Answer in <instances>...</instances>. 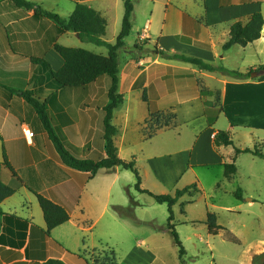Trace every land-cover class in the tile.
Returning <instances> with one entry per match:
<instances>
[{"label": "crops", "instance_id": "crops-1", "mask_svg": "<svg viewBox=\"0 0 264 264\" xmlns=\"http://www.w3.org/2000/svg\"><path fill=\"white\" fill-rule=\"evenodd\" d=\"M27 1L65 19L73 14L76 3L87 4L107 19L106 36L108 34V10L113 0ZM141 1L152 3V9L138 39L148 41L144 49L151 50L142 56L135 55L137 41L130 48L126 45L129 37L125 40L129 51H125V58L120 55L118 88L124 103L115 111L112 121L118 129L115 144L122 160H134L138 166L141 161L145 162L143 173L137 167L142 189L155 194H175L185 185H195L193 182L201 185L194 168L213 164L224 167L232 159L229 152L222 150L224 147H214V137L220 129L209 126L205 112L215 107V97L202 94V90L221 94L223 111L216 126L224 117L225 130L230 133L240 127L254 131L264 128V74L256 71L264 65V26L257 41L246 47L235 45L224 55L220 51L230 38L233 24L246 23L255 13L264 17V0ZM100 2H106L108 8L103 4L97 7ZM197 4L203 8L196 9ZM136 11L137 4H134L133 28ZM152 40H156L154 45ZM189 41L208 44L211 49ZM54 44L90 50L73 32L59 35L53 21L35 16L34 10L18 8L11 0L0 1V162L6 157L23 182L19 191L2 204L5 214L22 221L4 219L0 232V264H43L49 260L85 264V252L93 257L106 254L115 257L113 242L132 240L135 245L129 254H134L139 241L147 242L155 234L153 229L140 233L131 229L143 223L153 227L155 221L151 216L145 219L144 214L137 213V209L145 211L148 204L140 203L133 194L131 188L136 181L131 171L118 167L100 170L89 178L88 173L71 169L62 162L58 144L75 158L98 161L106 157L104 108L109 103L112 79L100 78L86 89H57L50 71H60L64 60ZM235 49L241 61L239 72L253 71L258 73L257 77L235 80L159 54L164 51L167 55H186L216 67L217 59L225 61L228 53ZM91 52L108 54V50L107 54ZM33 58L43 59L49 65L35 63ZM214 82L218 86H213ZM135 89L140 94L136 107L132 106ZM141 93H146L147 101ZM197 102L206 128L194 136L192 145L185 147L176 143L170 148L169 142L162 140L160 150L145 152L144 141H153L163 131L176 126L159 129L147 139L143 128L151 114H174L177 120L179 106H187L191 111ZM194 120L190 118L186 123ZM27 130L32 136L25 134ZM189 173L194 180L189 178L188 183H183ZM3 180L9 184L11 175L5 172ZM37 195L70 214V220L55 228L51 237L45 234L46 221ZM181 200L183 198L177 205ZM249 202L254 205L253 201ZM149 249L141 251L148 254ZM262 251L264 248H259L249 264Z\"/></svg>", "mask_w": 264, "mask_h": 264}, {"label": "rangeland", "instance_id": "rangeland-1", "mask_svg": "<svg viewBox=\"0 0 264 264\" xmlns=\"http://www.w3.org/2000/svg\"><path fill=\"white\" fill-rule=\"evenodd\" d=\"M113 1L112 7L106 2L96 4L97 7L100 4H103L107 8L109 6L108 19L110 26L107 36L104 37L109 43L116 41L122 28L125 12L124 0ZM133 3L137 4L135 28H133L129 38L126 40V45L132 48L137 41L138 46L143 49L134 50V54L142 56L151 49H144L148 41L139 40L138 35L142 31L147 14L152 9V3L141 0L139 3L138 0H134ZM201 8H203L202 5H196V9ZM163 10L162 5V7L160 6L161 15L163 14ZM154 41L152 42L153 45L155 44ZM85 46L89 47V51L107 54L105 47H98L88 43ZM236 50L238 49L229 52L228 58L225 61L217 59L216 63L218 66L216 67L240 71L238 63L241 61L238 58ZM125 51L128 52L129 50L124 47L120 51L122 58H125ZM220 51L221 55L227 53L223 49ZM212 85L218 86L216 82ZM132 95V106L136 107L140 94L135 89ZM143 95L141 93V96ZM199 105V102H197L195 104L196 108L191 111L186 109L189 108L187 106H179L177 108V123L174 122L172 124L176 126L173 129L163 131L158 137H154L153 141H144L145 152L154 151L157 148L160 150L162 140L168 141L170 148L175 147L176 143L185 147L192 145L194 136L206 128L204 117L199 116L201 115ZM190 118H194L195 120L192 123H186ZM169 119L171 118H165V120ZM132 121H134V118ZM164 121L162 120L161 123ZM216 123L212 126L220 129V132H228L225 130L227 121L224 117L220 118L219 125L216 126ZM153 124L154 126L156 125V123ZM149 132H151L150 125L146 129V134H149ZM231 135L234 145L224 147L222 150L226 153L229 152V155L232 157L228 163H232L235 158L238 168V173L235 177L232 180L226 179L224 175L225 168L217 164L194 168L201 185L198 181L193 182L198 188L192 189L191 193L185 195L180 204L174 207V224L186 250V255L183 258L184 264H249V260L255 255V252L259 248H264V244H262L264 241V159L252 154H239L236 156L235 153L236 148H255L257 145L264 151V128L254 131L248 127H240L233 130ZM137 167H140L143 173L146 164L141 161ZM189 178L192 179L190 181L194 180L192 173L187 175L183 183H188ZM133 179L136 181L134 175ZM188 185L194 186V184ZM188 185H185V187H188ZM239 188L243 191L244 199L242 201L237 200L234 195ZM131 190H133V194L140 203L148 204L145 211L137 209L138 215L142 216L144 214L145 219H149L151 216L155 220L153 227L143 223L131 229L139 233L151 232L153 229L155 234L147 242L139 241L136 244L137 250L134 254H129V251L135 245L134 241L113 242L116 245L113 247L116 262L118 264H183L180 259L179 249L167 227L169 217L168 206L166 204L154 203L146 195L140 196L134 186H132ZM195 190L200 191L196 193ZM166 194L174 195V192ZM250 200L254 202V205L250 204ZM208 212L217 215V223L222 227L217 236L209 234L206 224ZM147 247L150 248L148 254L141 251V249L146 250ZM99 256L95 255L93 257L92 254L85 252V264H102L109 258L107 254L106 256Z\"/></svg>", "mask_w": 264, "mask_h": 264}, {"label": "trees", "instance_id": "trees-1", "mask_svg": "<svg viewBox=\"0 0 264 264\" xmlns=\"http://www.w3.org/2000/svg\"><path fill=\"white\" fill-rule=\"evenodd\" d=\"M13 4L18 8H26L35 11V16L43 17L53 21L58 29V34H64L68 32H73L77 37L84 43H91L96 46L105 47L108 50L106 56L93 53L89 50L83 48H71L61 46L59 44H54V49L63 58L64 66L58 72L50 71V75L57 87V89H86L93 83L97 82L100 78L110 77L112 79V84L108 92L109 103L104 108L105 118H104V141H105V152L106 157L102 160L94 161L89 159H80L72 156L63 146L57 145V150L60 154L62 162L69 168L85 172L89 174V178H93L100 170H113L115 168H122L124 170L131 171L136 177L135 189L138 192L147 194L158 204H166L168 206V223L167 227L171 232L175 244L179 249L180 259L184 264V256L186 255V250L179 238L176 231L175 212L174 207L177 205L180 199L185 195L190 194L192 189L196 186H188L184 189L177 190L174 195L167 194H154L148 190H144L141 187L142 179L140 171L137 168V164L134 160L128 162L122 160L118 154V148L115 144V138L118 134V129L113 125V117L116 110H118L124 103V96L118 92L119 88V73H120V51L125 47V40L130 36L133 29L132 26V15L134 12V0H124L125 13L122 22L121 31L116 39L115 43H109L104 40L107 33L108 21L107 19L93 7L84 4L76 3L75 10L73 14L65 19L57 14H52L43 10L40 7H36L33 3L27 0H11ZM264 26V17L261 13H255L246 23L237 22L231 26L230 38L224 44L223 50L227 51L235 45L246 47L250 43H253L261 38L262 30ZM191 42V41H189ZM194 45L210 50L211 46L201 42H191ZM140 49V46H136ZM159 53V52H156ZM164 57L170 59L179 60L185 63L192 64L199 68L200 70L208 72H219L224 76H227L235 80L249 79L253 71H249L244 74L239 71H232L226 68H217L209 63H206L202 59L189 57L186 55H167L166 52L161 51L159 53ZM33 62L46 63L43 59H32ZM49 65V64H47ZM259 73L264 74V65L259 66L256 70ZM204 95H210L215 97V107L207 109L205 115L208 119L209 126L216 123L219 116L221 115L223 108L221 103L220 92H211L202 90ZM144 101H147L146 94L143 95ZM170 117L171 119L165 120V118ZM164 121L161 123V121ZM176 121V115L174 114H164L155 113L151 114V117L145 123L143 128V133L146 138H151L159 129L164 127H170ZM153 123H156L154 126ZM150 125L151 132L146 134V129ZM150 130V129H148ZM2 139L0 134V140ZM234 145V141L230 132H218L214 137V147H230ZM236 156L239 154H252L254 156L264 159V151L258 145L255 148H236ZM225 168V178L232 180L238 173V168L235 163V158L232 163H226ZM8 172L11 175L10 183H5L3 180V175ZM23 186L22 180L19 178L17 173L14 171L13 167L9 163L8 159L5 157L3 162H0V232L4 226V219L9 217L11 219L20 220L21 219L7 215L2 209V204L5 200L9 199L19 191ZM237 200L242 201L243 191L238 189L234 193ZM39 204L44 213L46 221L45 234L51 237V232L67 223L70 220V214L63 207L55 204L51 200L43 197L42 195H37ZM218 217L216 214L208 212L206 224L208 226V231L210 235L217 236L222 230V227L217 223ZM28 223V222H26ZM107 261L102 264H118L114 254H109ZM43 264H65L60 260H49ZM96 264V263H95Z\"/></svg>", "mask_w": 264, "mask_h": 264}, {"label": "water", "instance_id": "water-1", "mask_svg": "<svg viewBox=\"0 0 264 264\" xmlns=\"http://www.w3.org/2000/svg\"><path fill=\"white\" fill-rule=\"evenodd\" d=\"M258 76V73H252L251 77L255 78ZM252 264H264V252L256 255L252 261Z\"/></svg>", "mask_w": 264, "mask_h": 264}, {"label": "built area", "instance_id": "built-area-1", "mask_svg": "<svg viewBox=\"0 0 264 264\" xmlns=\"http://www.w3.org/2000/svg\"><path fill=\"white\" fill-rule=\"evenodd\" d=\"M25 134H26L27 136H32V134H31V132H30L29 130L25 131Z\"/></svg>", "mask_w": 264, "mask_h": 264}]
</instances>
